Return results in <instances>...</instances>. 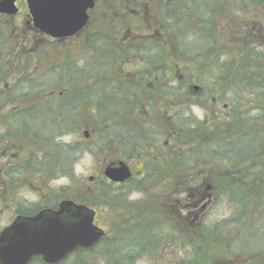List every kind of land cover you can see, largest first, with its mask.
<instances>
[{"label":"trees","instance_id":"1","mask_svg":"<svg viewBox=\"0 0 264 264\" xmlns=\"http://www.w3.org/2000/svg\"><path fill=\"white\" fill-rule=\"evenodd\" d=\"M158 1L159 5L153 7L158 19L153 22L152 47L161 49L160 54L168 48V41L172 42L180 53H184L186 44L183 43L182 39H185L186 43L192 42L196 38L202 39L206 42L207 47L203 50V55H198V53L194 57L202 56L205 59L202 58L203 62L208 63L211 67L214 65L213 62L217 60V53L213 48L216 23L225 18L226 22L224 23L229 42L232 41L234 33H242L247 27L240 16L243 10L241 5L235 4L232 8L233 12L230 13L231 7L224 6L226 0H183L182 2L174 1L168 6L164 0ZM234 10H237V13ZM114 31L115 29L111 28L110 31L100 36L99 34H97L98 36L90 35L88 44L91 53L87 67L75 66L76 58L72 59L70 53H68L69 55L66 54L68 51L49 52L42 47L39 62L42 64L48 62V69H42L37 77L26 76L27 95H38L39 98L33 103H25L23 110H21L24 115L20 119L25 125L26 139H35L38 146L41 176L47 175L49 179L72 177L74 163L82 148L79 143H64L60 139L64 135L71 134L81 122L96 132V137L90 146L98 150L108 151L116 138L119 137L121 130L127 132L129 129L137 127L135 121L120 118L119 108L125 102L126 93L135 89L137 93L142 91L141 93L144 94L147 91V94L154 95L151 93L152 88L150 87H135L130 84L125 87L123 84H119V79L115 78L114 75L119 69L108 74L106 71L103 72L102 69L107 67L108 63L113 62L112 57L114 56L112 52L114 46L103 47V39L104 37L113 39ZM4 37L5 33L0 30L1 48L4 47L2 41ZM165 40H168L166 44L164 43ZM239 40L242 43L238 46L239 48L233 47L232 61L223 63L221 67L215 66V69L224 70L226 74L231 70L233 71L231 84L234 92L230 100L233 101V111L240 114L232 117L233 124L224 127L223 130V135H233V143L223 140L217 144L212 142L211 136L214 134V130L210 126L203 127L201 125L203 136H198V138L195 136L194 141L189 138V131L180 132L178 139L174 142L181 145L185 151V166L170 167V170L175 173L177 170L184 169L185 173L188 174L192 170H197L195 168L196 160H202V162L200 161L202 170L206 171L203 175L211 180L213 189H216L217 183H219V188L226 189L229 200L236 207L235 217L229 219L232 224H235V227L231 225L234 227L233 232L230 231L231 228H227L228 220H223L221 224H215L209 228L202 227L199 235L193 240L196 241L195 244L191 245L189 241L191 250H196L198 253L201 250H210V243L214 242L222 248H234L236 252L238 248L240 251L237 254H242L248 258V264H257L256 255H253V251H249L253 250L252 248L256 245L242 244L241 242L244 241L247 233L250 235L256 230L264 231L262 229L264 227V166H248L245 162L247 160L245 148L242 145L248 135L251 138V144L259 134H261L264 142V132L260 133L259 130V128H264V115L261 116L260 125L256 124V120H254L255 124L251 125V128L258 129H251L243 135L245 128L242 124L244 118L241 114L243 112L254 113V111L264 114V101H262L264 98V63L260 54H257L253 49L244 50L247 47V39L245 41L243 38H239ZM77 57L82 58L81 55H77ZM61 59H64L62 65L64 68L55 63ZM153 60L157 63L158 58L154 57ZM27 62V59L22 58H17L14 61L16 64H26ZM71 68H73L72 74L74 76L72 80ZM112 69L114 68L112 67ZM160 74L162 73L160 72ZM218 79L223 89L228 88L229 77L227 75L224 77L220 75ZM237 86L241 88L247 86L256 92L257 98L255 102L250 100L251 106L248 108L244 106L245 99H240L237 96ZM174 95L175 92L170 89L168 91V97L172 100L169 103L170 110H175L179 105L176 98H173ZM259 98H262L261 101ZM150 102L145 100V103L137 104V110L140 112L147 110L150 107ZM85 119L87 120L85 121ZM203 137L206 139H201ZM179 138L181 139L180 143ZM227 143L228 146H226ZM87 148L93 151L91 148ZM252 156L264 160V147L260 152L251 153L250 157ZM221 159L225 162L224 168L227 170V178L221 177L218 169L213 170L214 172L212 169H205L207 167L205 165L210 162L216 163ZM178 160L181 158L177 157L176 161ZM215 166L218 167V165ZM180 185L185 188L177 189L178 193L185 190L190 191V186L196 185V183L194 179H191L189 183L177 184L176 186L180 188ZM69 188L68 185L62 187L57 197L70 198L92 206L96 210L98 218L102 211L109 213L106 223H102L105 235L94 248L77 250L71 257L72 264H95L94 259L96 258L104 259L107 264H127L130 258L126 251L131 249L133 241H136L140 246L138 250L142 253L146 252L143 250V244L144 240L147 241L149 238L144 237L145 234H149L147 227L149 224L143 225L140 222H135L133 218L122 215L119 206L120 198L117 197L124 192L123 190L100 181L93 189L91 188L89 193L80 198L78 195H70L68 193ZM174 209H176L175 206ZM140 216L136 218H140ZM151 240L152 238L148 241L150 245ZM237 242L241 243L240 247L236 245ZM257 246L260 247V245ZM198 253H195V256ZM205 254L210 255V252ZM259 256L264 257V252ZM191 258V262H194V256ZM191 262L185 260L179 264H191ZM64 264L69 263L65 262ZM259 264H264V261Z\"/></svg>","mask_w":264,"mask_h":264},{"label":"flooded vegetation","instance_id":"2","mask_svg":"<svg viewBox=\"0 0 264 264\" xmlns=\"http://www.w3.org/2000/svg\"><path fill=\"white\" fill-rule=\"evenodd\" d=\"M164 1L168 6L174 1L182 2L183 0ZM235 4L241 5L243 9L240 16L247 25V29L245 28L242 33H234L232 36L235 39L243 38L245 41L247 39V47L244 50L257 49L251 46L254 40L260 41L257 46L261 47V51L257 49V54H260L264 63V32H262L264 30V25H262L264 0H237L236 2L226 0L224 6L231 7L230 13H232ZM15 5L17 7L15 14L0 13V19L3 21L0 30H6V32L3 30L5 33L2 39L4 47H0V234L11 225L17 216H32L44 208H55L58 204L57 194L50 185L53 179H49L47 175H40L38 146L35 139H26L25 125L20 119L24 115L21 110L25 103H33L39 98L38 95H27L25 78L27 75L31 78L37 77L42 69L47 70L49 67V64L43 67L39 62L42 42L70 43L72 47L74 42L77 44L81 41V49L75 47L72 52L80 49L81 54H86L89 51V37L95 33L90 29V24L93 20L99 22V25L105 23L108 17L105 10L106 5H112L114 10L111 21L115 29L113 44L117 50L115 58L121 63L120 69L115 72V78L119 79L118 83L125 87L127 84L135 87H150L154 95L147 94V91L144 94L141 93L142 91L137 93L135 89L126 93L125 102L120 107V114L126 112L123 119L135 121L137 127L127 132L122 130L119 132V137L114 142L117 154L105 164L117 166L120 161L124 162L129 169L130 177L123 182H112L103 176L101 170L102 181L116 188L128 187L131 182L145 183L152 189L156 181L162 185L169 182L184 184L194 179L196 186L190 187L187 202L181 207L183 205L181 198H177V205L180 207L175 211L178 216V226H184L185 207L189 215L193 214L192 221H194L197 214L205 210L214 198L213 186L210 183L211 180L203 175L206 171L198 169L201 166L200 160H196L197 170H192L188 174L184 169L177 170L175 173L170 170V167L185 166V151L174 141L178 139L180 132L186 131L185 125L192 119L187 115L186 107L181 113L170 110L168 91L171 89L175 92L173 98H176L179 105L189 102L191 106L198 105L205 110L199 125L213 128L212 142L217 144L223 140L233 143V135H223L224 127L233 124L232 117L240 114L233 111V101L230 100L234 92L231 84L233 71L227 74L228 88L223 89L218 76L214 79L208 78L201 84H193L192 80L205 77L200 72V67L207 65H195L198 69L196 71L195 69L190 70L193 68L191 64H171L174 54L169 52L170 48L164 49L160 54L162 56L164 54V58L168 56L167 64L165 61L162 64H156L153 54L161 52V49L152 47V29L153 22L157 20L153 7L159 5L158 0H93L92 7L87 10L85 24L74 34L62 38H52L34 25L26 0H15ZM19 16H21V21L15 22ZM123 21L131 22V24L127 23V26L122 29ZM115 23L121 25L120 31H116ZM97 32L100 36L103 31ZM237 44L236 40L235 48H239ZM52 51L60 52L55 49ZM17 58L27 59L28 62L16 64L14 61ZM88 60L89 57L86 58V61ZM208 67L209 70L215 68V66ZM70 70L72 76V68ZM185 74H190L188 79ZM191 78L194 79L188 81ZM244 92H246L244 106L248 108L251 106L250 100L255 102L257 96L256 92L250 90L249 87ZM259 99L261 101L262 98ZM145 100L151 101L150 107L145 111H138L137 104L145 103ZM241 115L244 118L242 124L245 128L243 135H245L251 129H258L251 128V125L255 124L254 120L257 121V125H260L261 116L264 114L254 111V113L243 112ZM259 130L260 133L264 132V128H259ZM190 131L199 132L198 136H203L200 127H193ZM250 139L248 135L242 145L247 156L246 164L264 166L263 159L257 156L250 157L251 153L263 150L264 142L261 134L254 138L252 144ZM177 157L181 160L176 161ZM25 190H28L35 198L28 199ZM70 256L59 263H48L41 256H33L28 264H64ZM248 260L245 258L241 264H248ZM198 261L199 255L194 257L193 263L198 264Z\"/></svg>","mask_w":264,"mask_h":264},{"label":"rangeland","instance_id":"3","mask_svg":"<svg viewBox=\"0 0 264 264\" xmlns=\"http://www.w3.org/2000/svg\"><path fill=\"white\" fill-rule=\"evenodd\" d=\"M118 4V3H117ZM105 10L107 12V18L105 20V23L102 25H99V22L96 20H93L90 24V29L95 31V35L99 34V30H102V34L107 33V31H110L112 28V18L114 16V10L112 8V5H106ZM237 13V10H234ZM155 15V10H154ZM157 16V15H155ZM158 19V16H157ZM223 18L222 21H219L216 23L215 29L216 34H214V43L213 48L217 53V60L213 62L216 67H221L223 63H227L232 61V49L235 46V42L237 40V45H240V40L233 38L231 42L228 41V34L226 30V25ZM21 16L17 17L15 19V22H20ZM243 21V20H242ZM264 25V17L262 19ZM2 22L0 19V27L2 26ZM117 22V21H116ZM124 25H122V29H124L127 26V21H123ZM243 24V23H242ZM133 25V24H132ZM116 31H120L119 24H116ZM154 26V23H153ZM3 29V27H2ZM5 32L6 30L3 29ZM264 32V30H262ZM115 33V32H114ZM114 37V34L112 35ZM183 43L186 44L185 49L183 50L184 53H180L175 46H171L170 53L175 54L171 60V64H182V63H188L189 61L191 63L195 62L194 55H203V50L207 47V44L204 40L196 38L192 42L186 43L185 39H182ZM81 41L74 42L73 46L71 47L70 43H54V42H42V45H44L50 52L55 49L59 50L60 52H66V54L70 53L72 54L73 58H76L75 66H83V64L86 62V55H81L82 58L79 59L76 54L80 53L81 49ZM254 44L251 47H255L258 50L261 51V47L257 46L258 40H254ZM187 45H191L188 46ZM80 48L78 51L77 49L73 51V48ZM257 49H253L255 52H257ZM239 50V49H238ZM59 52V53H60ZM64 54V55H66ZM69 55V54H68ZM67 57V55H66ZM202 56H199L196 59V63H202ZM168 56L164 58L165 64H167ZM204 59V58H203ZM119 59H115V61L108 63L107 67L109 68V72H113L114 70H118V68L121 67V63L118 61ZM205 60V59H204ZM64 59H61L55 63L61 66L63 65ZM46 64L48 62H45ZM161 61L158 62L160 64ZM164 64V65H165ZM201 65H207L205 67H200V72H202L204 76L202 78H198L195 80H192L194 78L189 79L188 81H193L197 84L203 83V81H206L209 79H214L216 76L222 75L223 77L227 75L225 71L220 70L218 68L209 70L208 63H204ZM112 67L114 69H112ZM62 68H64L62 66ZM164 66V70H165ZM190 69V68H189ZM198 70L195 68V65L193 64V68L190 70ZM185 71H183L184 73ZM216 72V73H215ZM215 73V74H214ZM191 74V72H190ZM186 75V79H188L189 75ZM115 75V73H114ZM190 83V82H189ZM237 96L240 99H244L245 93L243 91V88L237 86ZM244 93V95H243ZM168 101L172 102L170 98H168ZM225 102V101H224ZM184 107H186V113L191 117V121L186 124V131H189V138L194 141L195 136H198V133L191 132L190 130L194 127H200L199 125L200 120L202 119V115H204L205 110L201 108L198 105L186 104L185 106L181 104L177 111L178 113H181L184 110ZM120 110V108H119ZM130 111V108H129ZM125 113L121 114L120 118L125 117ZM87 119H85L86 121ZM87 123V122H83ZM85 124H81L76 127V129L73 131L71 135H64L60 140L64 143L71 142L72 144L79 143L82 151L79 154L78 159L74 163V169L72 177H63L58 178L55 180H52L50 182V185L52 186L53 190L55 192H60V189L66 185L70 186L68 193L70 195H78L80 198L83 197V195L89 193L97 184H99L101 180V169L103 168L106 161L113 159L117 154V148L115 147V144L113 142L112 147L107 151H104V149H95L91 147L93 143L86 142L87 140L84 139L82 135V131L84 129H88ZM196 134V135H195ZM208 136V134H206ZM95 138L96 133L91 132L90 138ZM87 147L91 148L90 151ZM218 159V158H217ZM199 160V159H198ZM202 162V160H200ZM218 165L215 166V162H211L205 166V169L210 170H217L221 177L227 176V170L225 167L224 160H218L216 162ZM202 166V165H201ZM200 166L199 169H202ZM214 167V169H213ZM214 172V171H213ZM230 174V173H229ZM93 176V181H89L88 177ZM227 178V177H226ZM178 182H169L167 184H160L159 182H155L153 184V188L150 189L148 185H145L144 183H132L130 187L126 188H120L124 189V192L121 193V195L117 198L119 199V206L121 207V213L125 217L133 218L135 222H140L141 224L145 225V223L149 224L147 227L149 229V234H145V238L149 237L146 240H144L143 244V250H146V252H141L138 250L140 246L136 243V241H133L131 243V249H128L126 253L129 256V260L127 261V264H179L180 262H183L185 260L192 261L191 257H195V253H198L196 250H191V245L195 244L196 241L195 237L199 235L201 232L202 227L209 228L212 225L215 224H221L223 220H228L227 228H231L230 231L233 232L235 224H232L230 222V218H234L235 214L237 213L236 207L234 204L229 200V194L226 192L225 188L220 189L219 183H217V188L212 189L213 191V197L211 203L207 206L205 210L198 213L196 216V219L192 221L193 214L189 215L188 209L184 210L185 215V222L183 223L184 226H178V216L175 212V210L178 207V201L177 198H181V207L185 205L188 198V191H182L180 193L177 192V189L179 190L183 186L180 185V188L176 185ZM179 185V184H178ZM196 185H191L190 187H195ZM92 188V189H91ZM185 188V187H184ZM25 195L28 199H34L35 196L28 192V190H25ZM43 192V190L41 191ZM167 194V195H166ZM40 196V195H38ZM174 206L176 209H174ZM109 213H105L104 211L101 212L99 218L96 216V221L98 225L103 227L102 223H106L108 220ZM141 215V216H140ZM140 216V218H136ZM199 223V224H196ZM234 226V227H231ZM264 229V227L262 228ZM151 245L148 243L149 239H151ZM190 241V244H189ZM242 244H250V245H256L253 250V255H256L257 257V264H259L261 261H264V257H260L259 255L264 252V231H253L250 235L247 233L245 234L244 241L241 242ZM240 242H237L236 245L240 247ZM211 249L210 250H201L199 255V261L198 264H241L242 260L245 259V257L242 254H237L240 250L237 248V252L234 248H222L220 246H217L216 243H210ZM257 245H260L257 246ZM253 247V246H251ZM227 249V250H226ZM228 251V253H226ZM234 251V254H233ZM263 251V252H262ZM206 252H210V255L205 254ZM88 258V256L86 255ZM72 258L68 259L69 264H72ZM234 262V263H233ZM95 264H107L106 261L102 258H96L94 259ZM191 264H194L191 262Z\"/></svg>","mask_w":264,"mask_h":264},{"label":"water","instance_id":"4","mask_svg":"<svg viewBox=\"0 0 264 264\" xmlns=\"http://www.w3.org/2000/svg\"><path fill=\"white\" fill-rule=\"evenodd\" d=\"M34 25L43 33L62 38L77 32L87 20L93 0H26ZM15 0H0V13L15 14ZM87 137V131H84ZM103 174L114 182L130 177L125 163L107 165ZM89 181L93 179L88 177ZM95 211L69 199L56 208L32 216H17L0 234V264H28L33 256L59 263L79 248L94 247L104 231L93 223Z\"/></svg>","mask_w":264,"mask_h":264}]
</instances>
